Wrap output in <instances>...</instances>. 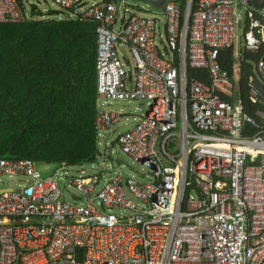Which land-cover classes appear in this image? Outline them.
Instances as JSON below:
<instances>
[{"label": "built area", "instance_id": "obj_1", "mask_svg": "<svg viewBox=\"0 0 264 264\" xmlns=\"http://www.w3.org/2000/svg\"><path fill=\"white\" fill-rule=\"evenodd\" d=\"M162 1L146 16L133 0H51L63 18L99 22L97 145L127 120L109 102H145L112 141L141 171L61 163L41 177L29 159L0 158V180L23 183L0 187V264H264V112H245L238 84L244 53L256 55L249 100L264 101V0ZM37 19L53 18L0 0V23Z\"/></svg>", "mask_w": 264, "mask_h": 264}, {"label": "trees", "instance_id": "obj_2", "mask_svg": "<svg viewBox=\"0 0 264 264\" xmlns=\"http://www.w3.org/2000/svg\"><path fill=\"white\" fill-rule=\"evenodd\" d=\"M98 24L71 18L0 23V158L72 167L94 161ZM218 59L227 69L231 51ZM256 59L244 53L238 84L245 112L259 120L264 101L252 103L247 85ZM186 76L206 81L201 69L187 67Z\"/></svg>", "mask_w": 264, "mask_h": 264}, {"label": "rangeland", "instance_id": "obj_3", "mask_svg": "<svg viewBox=\"0 0 264 264\" xmlns=\"http://www.w3.org/2000/svg\"><path fill=\"white\" fill-rule=\"evenodd\" d=\"M28 2L32 3L36 6L39 10L43 8H47L49 10V15L52 18H63L67 16V13L64 10L58 9L57 6L53 5L51 0H27ZM90 2V0H88ZM133 2H137L139 6H142L144 11L141 14L150 16L156 12V10L151 7L146 1L144 0H133ZM161 16V15H160ZM242 25V23H241ZM254 75L259 83L263 84L258 74L255 72ZM109 109L111 110H119L123 113L124 117H127L126 121H121L116 123L110 131L105 133L104 138H100V145H97V149L99 152L103 153L104 155L109 154V149L111 150V158L113 160H119V164H115V162L107 161L103 155L95 156L94 164L91 166V162L85 163L82 166V169L85 171L86 175H91L92 172L96 174H103L105 176L111 175L114 172L120 171L122 177H125L129 174H134L135 171H141V165L137 162L133 161L129 158L126 154L122 153L119 147L116 144L110 146V143L114 141L116 134L119 132H123L127 126L125 124L131 125L133 124V118H136L138 114L144 111L147 106L145 102L137 101V100H112L108 103ZM106 143V145H105ZM34 167L39 172L41 177L45 176H55V173H58L59 164L53 163H45V162H34ZM15 176L7 177L4 176L0 180V187L2 188H15L19 182ZM138 180V179H137ZM64 197L65 200L70 201L69 194L75 193V190L72 188H65Z\"/></svg>", "mask_w": 264, "mask_h": 264}, {"label": "water", "instance_id": "obj_4", "mask_svg": "<svg viewBox=\"0 0 264 264\" xmlns=\"http://www.w3.org/2000/svg\"><path fill=\"white\" fill-rule=\"evenodd\" d=\"M146 1L150 2L152 4V6L158 7L160 9H161V5L163 2L162 0H158V1L146 0ZM110 145H113V142H111ZM95 155H97V156L103 155L107 161L113 160L109 154L104 155L103 153L99 152L98 149L96 150ZM113 161L115 162V164L119 163V160H113Z\"/></svg>", "mask_w": 264, "mask_h": 264}]
</instances>
